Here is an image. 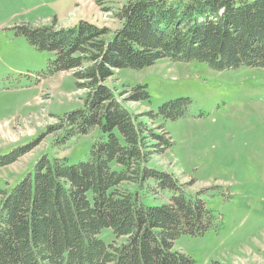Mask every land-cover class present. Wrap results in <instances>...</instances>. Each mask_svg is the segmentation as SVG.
<instances>
[{
    "label": "trees",
    "instance_id": "trees-1",
    "mask_svg": "<svg viewBox=\"0 0 264 264\" xmlns=\"http://www.w3.org/2000/svg\"><path fill=\"white\" fill-rule=\"evenodd\" d=\"M115 16V30L85 20L59 28L56 18L16 26L32 45L54 53L51 73L72 71L87 91L82 107L48 126L49 133L60 130L53 148L92 130L97 136L86 159L43 154L33 173L0 189V264H196L175 241L204 234L213 214L202 191H187L194 182L150 165L173 142L167 130L157 132L163 125L151 128L143 118L175 120L191 100L137 114L126 104L149 99L146 87L117 92L107 80L162 58L204 61L217 70L264 67V0H129ZM35 140L0 155V167ZM162 194L167 201L152 202ZM105 228L110 241L100 236Z\"/></svg>",
    "mask_w": 264,
    "mask_h": 264
},
{
    "label": "rangeland",
    "instance_id": "rangeland-1",
    "mask_svg": "<svg viewBox=\"0 0 264 264\" xmlns=\"http://www.w3.org/2000/svg\"><path fill=\"white\" fill-rule=\"evenodd\" d=\"M127 1L0 0V155L36 139L18 160L0 167V189L33 173L43 154L66 156L70 163L86 159L97 136L92 130L53 148L60 130L49 133L48 126L82 107L87 91L72 71L51 73L54 53L32 45L16 26L48 25L56 18L59 28L85 20L115 30V13ZM107 83L117 92L146 87L149 99L126 104L137 114L177 98L191 100L175 120L143 117L151 128L163 125L157 132L167 130L173 142L150 165L174 172L182 183L194 182L187 191H202L213 214L204 234H183L175 248L196 264H264V67L217 70L204 61L162 58L141 69L116 70ZM162 196L152 202L168 200ZM100 236L114 238L110 228Z\"/></svg>",
    "mask_w": 264,
    "mask_h": 264
}]
</instances>
